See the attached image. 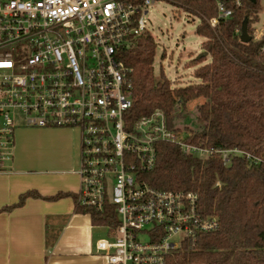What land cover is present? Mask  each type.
Masks as SVG:
<instances>
[{"label": "built area", "instance_id": "2783aa9c", "mask_svg": "<svg viewBox=\"0 0 264 264\" xmlns=\"http://www.w3.org/2000/svg\"><path fill=\"white\" fill-rule=\"evenodd\" d=\"M155 1L0 0V164L12 159L20 124L78 130L76 205L110 220L96 244L108 264H167L186 242L219 225L202 214L198 192L148 183L159 143L199 158L219 153L225 163L241 153L190 143L189 132L169 127L159 107L127 118L134 86L122 55L153 36L148 15ZM213 1L217 14L207 20L213 29L246 2Z\"/></svg>", "mask_w": 264, "mask_h": 264}, {"label": "trees", "instance_id": "16d2710c", "mask_svg": "<svg viewBox=\"0 0 264 264\" xmlns=\"http://www.w3.org/2000/svg\"><path fill=\"white\" fill-rule=\"evenodd\" d=\"M179 1L200 13L197 33L206 38L203 49L212 59L194 71L200 83L175 87L168 78L155 76V39L150 34L142 36L122 55L132 68L134 86L127 118L134 120L159 107L166 111L169 127L175 128L177 111L202 98L197 107L198 128H186L187 141L241 153L225 163L219 153L199 158L185 154L176 144H158L156 164L145 173L148 183L160 189L198 192L202 214L219 221L216 229L200 234L195 244L186 242L170 254L167 264H264V38L243 43L236 32L248 17L253 33L251 24L261 5L259 0H246L243 8L213 29L207 22L217 14L213 0ZM31 195L23 194L18 204ZM76 208L91 212L96 224L110 221L90 207Z\"/></svg>", "mask_w": 264, "mask_h": 264}, {"label": "crops", "instance_id": "0c3cea01", "mask_svg": "<svg viewBox=\"0 0 264 264\" xmlns=\"http://www.w3.org/2000/svg\"><path fill=\"white\" fill-rule=\"evenodd\" d=\"M78 137L66 128L15 129L13 157L0 164V264H108L96 248L108 229L76 208Z\"/></svg>", "mask_w": 264, "mask_h": 264}, {"label": "rangeland", "instance_id": "374dc122", "mask_svg": "<svg viewBox=\"0 0 264 264\" xmlns=\"http://www.w3.org/2000/svg\"><path fill=\"white\" fill-rule=\"evenodd\" d=\"M178 1L156 0L148 15V28L156 43L155 76L168 78L175 87H185L200 83V80L194 77V71L209 63L212 56L208 54L205 61H197L198 56L205 51L203 43L206 38L197 33L202 18L181 6ZM259 2L261 9L256 15L257 19L251 24L253 33L249 32L255 39L264 38V0ZM202 102L203 99L198 98L177 111L174 120L177 130L186 134L187 127L198 128L197 107ZM73 131L78 134L80 140L79 131Z\"/></svg>", "mask_w": 264, "mask_h": 264}, {"label": "water", "instance_id": "95a60500", "mask_svg": "<svg viewBox=\"0 0 264 264\" xmlns=\"http://www.w3.org/2000/svg\"><path fill=\"white\" fill-rule=\"evenodd\" d=\"M252 3H257L258 0H250ZM253 39V36L249 33V19L246 17L243 21L241 28V37L240 40L243 43H248ZM209 54L208 51H204L198 56V59L206 57Z\"/></svg>", "mask_w": 264, "mask_h": 264}]
</instances>
